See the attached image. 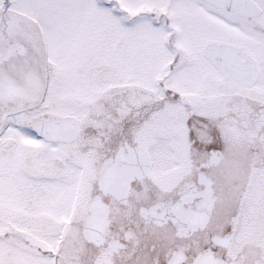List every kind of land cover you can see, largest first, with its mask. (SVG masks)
Segmentation results:
<instances>
[{"label": "snow or ice", "instance_id": "obj_1", "mask_svg": "<svg viewBox=\"0 0 264 264\" xmlns=\"http://www.w3.org/2000/svg\"><path fill=\"white\" fill-rule=\"evenodd\" d=\"M0 264H264V0H0Z\"/></svg>", "mask_w": 264, "mask_h": 264}]
</instances>
